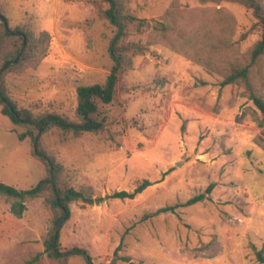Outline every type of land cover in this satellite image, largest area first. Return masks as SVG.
<instances>
[{
	"label": "rangeland",
	"instance_id": "1",
	"mask_svg": "<svg viewBox=\"0 0 264 264\" xmlns=\"http://www.w3.org/2000/svg\"><path fill=\"white\" fill-rule=\"evenodd\" d=\"M128 5L151 22L132 39L155 41L132 58L115 101L103 106L106 129L54 128L43 136L65 166L64 182L91 187L95 198L71 203L62 247L87 248L94 264H264V115L251 96L264 97V53L253 57L262 36L256 17L233 2ZM108 8L106 0H0L11 26L52 35L36 67L7 78L19 107L75 116L78 89L104 82L114 64ZM167 19L174 29L152 37L153 23ZM233 64L249 68L250 85L223 84ZM2 109L0 181L31 188L45 165ZM145 178L152 184L136 197L112 196ZM13 202L0 196V264H26L41 253L33 264H87L81 255L63 262L43 253L53 218L45 197L27 199L23 210ZM169 206L175 209L162 211Z\"/></svg>",
	"mask_w": 264,
	"mask_h": 264
},
{
	"label": "trees",
	"instance_id": "2",
	"mask_svg": "<svg viewBox=\"0 0 264 264\" xmlns=\"http://www.w3.org/2000/svg\"><path fill=\"white\" fill-rule=\"evenodd\" d=\"M106 1L109 3V8L105 12L106 18L116 28L109 45V52L114 64L104 82L84 85L78 89V106L74 117L56 112L35 113L29 108L19 107L11 97L8 89V76L11 73H22L29 68L36 67L46 56L52 35L46 30L35 32L25 27H13L9 18L0 9V104L3 106V113L9 115L15 124L24 129L19 133L20 139L31 138L33 156L42 161L46 168L45 177L31 188L20 189L0 181V196L13 199V207H19L21 210L25 208L27 199L45 197L53 211V218L43 253L63 262L74 255H81L87 264H94L93 257L87 248L73 246L64 249L60 238L64 223L71 217V203L78 200L94 203L95 198L91 194V187L76 188L64 182L65 166L44 148L43 136L54 128L74 135L86 132H103L107 127V117L104 114L103 106L115 101L121 74L132 68V58L135 55L148 51L149 45L155 41L152 39L150 42H143L132 39L135 31H146L151 22L146 18H139L131 12L128 5L131 0ZM199 1L204 4L233 2L251 10L262 30V36L255 44L253 57L255 59L264 53V0ZM172 29L174 26L168 19L155 21L152 25V37L155 35L164 36ZM248 76V67L233 64L232 71L225 77L223 84L234 83L241 78L249 84ZM251 96L264 115V97L254 92ZM151 184L152 182L145 178L138 183L133 191L120 190L112 196L134 198ZM212 187L213 185L208 188V192H211ZM205 197L204 193L196 195L187 200L184 205L194 204ZM174 209L175 206H169L163 208L162 211ZM41 254L28 260L26 264L35 263ZM258 260L264 263V246L258 251Z\"/></svg>",
	"mask_w": 264,
	"mask_h": 264
},
{
	"label": "water",
	"instance_id": "3",
	"mask_svg": "<svg viewBox=\"0 0 264 264\" xmlns=\"http://www.w3.org/2000/svg\"><path fill=\"white\" fill-rule=\"evenodd\" d=\"M115 262V260H113V262L112 263H114Z\"/></svg>",
	"mask_w": 264,
	"mask_h": 264
}]
</instances>
